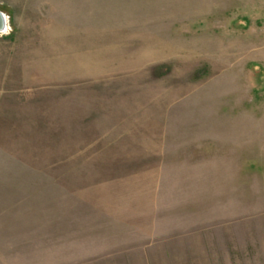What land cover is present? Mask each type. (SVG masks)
<instances>
[{"label": "rangeland", "instance_id": "374dc122", "mask_svg": "<svg viewBox=\"0 0 264 264\" xmlns=\"http://www.w3.org/2000/svg\"><path fill=\"white\" fill-rule=\"evenodd\" d=\"M0 10V264H264V0ZM47 99L64 115L141 111L149 136L163 126L153 222H103L68 198L95 167L90 151L61 164L63 116Z\"/></svg>", "mask_w": 264, "mask_h": 264}, {"label": "crops", "instance_id": "0c3cea01", "mask_svg": "<svg viewBox=\"0 0 264 264\" xmlns=\"http://www.w3.org/2000/svg\"><path fill=\"white\" fill-rule=\"evenodd\" d=\"M47 103H53L63 116L59 133L63 141L61 164L68 165L69 157L72 159L76 151L77 156L90 151L86 152L88 162L84 165L95 167L91 183L83 187L80 194L68 198H75L77 205L81 202L86 208L84 213L101 215L99 220L103 222L121 223L132 229L150 223V215L153 222L159 207L165 166L163 126L149 136L147 125H141L147 115H142L141 111L116 112L96 108L87 117L82 109L79 113L76 108L64 115L68 105L61 100ZM43 109H35L37 113L32 117H41ZM116 118L122 121H116ZM65 150H69V154Z\"/></svg>", "mask_w": 264, "mask_h": 264}, {"label": "water", "instance_id": "95a60500", "mask_svg": "<svg viewBox=\"0 0 264 264\" xmlns=\"http://www.w3.org/2000/svg\"><path fill=\"white\" fill-rule=\"evenodd\" d=\"M6 16L7 15L2 10H0V33H6L8 31L7 29L8 18Z\"/></svg>", "mask_w": 264, "mask_h": 264}, {"label": "bare ground", "instance_id": "6f19581e", "mask_svg": "<svg viewBox=\"0 0 264 264\" xmlns=\"http://www.w3.org/2000/svg\"><path fill=\"white\" fill-rule=\"evenodd\" d=\"M7 17V16H6ZM8 18V17H7ZM8 20V19H7ZM7 29L9 30V24L7 23Z\"/></svg>", "mask_w": 264, "mask_h": 264}]
</instances>
